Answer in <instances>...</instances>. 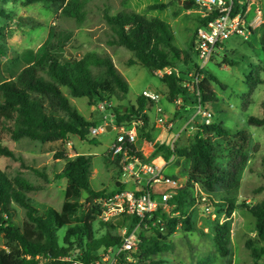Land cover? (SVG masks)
Masks as SVG:
<instances>
[{"label":"trees","instance_id":"16d2710c","mask_svg":"<svg viewBox=\"0 0 264 264\" xmlns=\"http://www.w3.org/2000/svg\"><path fill=\"white\" fill-rule=\"evenodd\" d=\"M196 0L184 1L188 9ZM238 1L234 0L236 11ZM45 3L62 10L65 17L79 23L85 20V0H30L29 4ZM170 4L157 3L151 10H165ZM111 30L110 45L124 47L132 52L134 59L130 66L141 65L151 74L172 67V58L184 63L193 64L194 43L191 49L180 50L174 45L175 34L167 22L157 17L137 12H122L110 15L104 13ZM212 17L211 19H213ZM38 28V25H32ZM261 44L264 46V23L261 31ZM195 64V63H194ZM253 68V67H252ZM201 73L203 105L217 102L214 85H223L208 70ZM161 81L168 88L170 103L180 95H186L182 86L183 80L176 74L165 75ZM250 90L263 83L254 71L248 76ZM67 88L75 98H87L91 105H99L113 99L123 102L129 94V83L116 68L109 56L88 53L82 58H66L63 55L44 52L40 60L24 68L15 80L0 85V130L10 135L14 141L29 139L43 144L68 140L69 136L85 139L94 123L88 122L74 108L65 96L62 88ZM149 101L140 96L131 108L113 109L119 125H131L135 120L143 122L140 129L141 138L152 140L150 118L146 114ZM264 109V103H263ZM250 125L264 127L263 117H250ZM150 128V130H149ZM147 131V132H146ZM253 137L245 131L230 132L221 124L201 125L190 145L182 148L161 146L167 162L174 158L189 162V175L186 186L178 190L169 201L173 206L174 216L162 212L156 214L161 218L164 230H153V236L147 237V231L140 233L141 245L138 253L130 262L126 255L120 256V264H156L149 263L151 257L168 250L169 238L180 227L185 232L195 231L192 209L197 200L194 198V187L198 184L207 195L209 208L218 213L227 212L230 216L237 208H243L256 220V232L261 247L249 245L254 264L264 260V199L257 204L242 203L237 205L233 191H238L241 176L250 162L249 150ZM0 155L17 159L15 153L4 148L0 142ZM94 156L77 155L69 159L57 178L68 181L61 211L38 202L28 196L29 192L38 189L23 179H10L0 170V264H71L67 259L92 264L100 259V251L108 248H120L122 238L106 234L95 237L94 224L98 214L93 207H83L84 194L92 199L112 195L115 192L94 191L91 185ZM223 189L227 195L214 201L213 195ZM262 191V189H260ZM13 204L26 212V221L19 226L13 221ZM239 206V207H238ZM217 209H216V208ZM227 210V211H226ZM101 222V221H100ZM103 223V222H102ZM126 221L112 228H122ZM75 225V229L72 227ZM68 227L63 245L58 242V231ZM134 229L129 225V231ZM213 235L220 252L229 254L230 227L213 223ZM76 241H71V238ZM79 251V252H78Z\"/></svg>","mask_w":264,"mask_h":264},{"label":"rangeland","instance_id":"374dc122","mask_svg":"<svg viewBox=\"0 0 264 264\" xmlns=\"http://www.w3.org/2000/svg\"><path fill=\"white\" fill-rule=\"evenodd\" d=\"M184 1L189 0H85V20L79 23L75 19L65 17L62 10L53 5L42 2L29 4L30 0H0V85L15 80L24 68L37 63L44 52H50L66 58H82L88 53L109 56L130 86L125 101L113 99L109 103L110 106L104 110H99L98 105H91L87 98L73 97L67 88H62L70 104L88 122L94 123L97 128L106 124H112L114 127L113 131H106L95 138H91L89 134L85 139L69 136L68 140L63 142L43 144L29 139L14 141L9 134L0 130L1 145L13 151L17 157L12 159L0 155V170L12 180L23 179L34 185L38 190L29 192V197L61 211L68 181L57 178V174L61 173L69 159L77 155L94 156L91 177L94 191L118 192L115 183L117 178L120 179L119 169L108 159L109 149L121 128L113 109L135 106L144 90L165 96L160 106L164 109L165 117L172 118L171 121L175 123L171 133L164 132L162 128L154 125L159 115L157 108L149 104L147 115L153 126L152 138L159 139L161 146L173 149L190 145L202 125L195 109L192 108L187 114L180 112L179 107L169 102L168 88L161 81L162 76L151 74L141 65L128 64L134 59V55L124 47L110 45L111 30L104 17L105 11H108L110 15L137 12L160 18L172 27L175 34L174 45L180 50H186L191 49L195 41L200 20L196 5L188 9ZM257 1V8L261 10L264 21V0ZM157 3L170 6L165 10H151L150 6ZM252 9L251 18L256 11L255 7ZM263 23L255 24L248 39L232 36L220 44L205 68L217 77L224 87L214 85L218 100L206 107L213 114L212 122L221 124L230 132L245 131L253 137L249 150L250 162L241 176L239 190L232 192L237 205L244 202L254 205L264 199V127H256L248 122L252 116L262 118L264 112V46L261 44ZM32 25H38V28H33ZM191 55L194 60L192 65L172 58V68L178 71L183 81L190 79L188 74L192 72L196 62L198 63L195 51L194 54L191 52ZM252 71L263 80L253 92L248 83V76ZM189 100L190 97H186L184 107L190 104ZM184 107H181L183 111ZM166 163L164 174L179 179V182L186 186L189 162L174 158ZM124 189L131 187L124 182ZM226 195L220 188L213 195V199L218 201ZM206 206V203L197 202L192 209L195 231L185 232L178 227L169 238L168 250L151 257L149 263L254 264L249 245H263L258 241L255 218L239 206L230 216L227 212H210ZM83 207L95 208L92 197H84ZM95 213L98 214L97 209ZM13 221L19 226L26 221L25 210L17 204H13ZM216 221H219L220 225L226 223L230 227L227 256L219 251L214 240L213 223ZM111 225H121V219L115 220ZM72 227L75 229V225ZM68 229L70 228L64 227L57 233L61 245ZM94 231L98 239L106 234L122 239L124 237L122 229L104 225L99 218L94 224ZM153 234V231H147V237H152ZM71 241H76V238L72 237ZM3 244L2 238L0 246ZM140 245L141 238L138 248L131 256L138 253ZM103 252L104 250H101L99 255ZM133 261L137 263V260ZM259 264H264V260Z\"/></svg>","mask_w":264,"mask_h":264},{"label":"built area","instance_id":"2783aa9c","mask_svg":"<svg viewBox=\"0 0 264 264\" xmlns=\"http://www.w3.org/2000/svg\"><path fill=\"white\" fill-rule=\"evenodd\" d=\"M195 2L200 20L194 41L198 63L196 62L192 72L188 74L190 79L182 82L186 95H180L174 101V106L179 107V111L182 110L181 107H184L186 97H190L188 107L195 109L196 115L202 120V125H210L213 123V114L203 105L201 83L204 75L201 71L212 60L220 44L232 36L248 39L252 35L255 24L260 25L264 21L261 10L257 8V0H239L237 11L234 0H196ZM252 7H255L256 11L251 18ZM212 17L214 18L211 19ZM171 74H176L180 78L178 71L172 67L156 73L162 77ZM141 96L157 108L159 118L155 125L162 128L164 132H170L174 123L171 121L172 118L165 117L164 109L160 106L165 96L149 90H144ZM107 106L110 104L103 102L97 108L104 110ZM186 108L187 106L184 110ZM142 126V121H133L129 126L121 125L109 149L108 159L119 169L120 179L117 178L115 183L119 190L112 195L92 199V202L101 222L113 223L117 219L126 221L125 225L120 228L124 231V237L120 248L104 250L100 259L92 264H120L119 258L123 254L126 255L128 261L133 262L131 253L138 248L140 233L165 229L162 219H156V214L162 212L168 216L175 215L172 212L174 207L170 206L169 201L184 186L179 179L164 174L163 170L167 166V161L160 150V141L159 139L151 141L142 139L140 133ZM110 127L111 130H109ZM113 130L112 124H106L101 128L93 126L89 129V136L95 138L106 131ZM119 180L124 181L125 185H129L131 189L125 190L124 182L121 183ZM193 193L197 202H207V195L200 185L195 184ZM206 209L214 212L208 205ZM129 225L134 226L131 232ZM67 260L71 264H86L72 258Z\"/></svg>","mask_w":264,"mask_h":264},{"label":"crops","instance_id":"0c3cea01","mask_svg":"<svg viewBox=\"0 0 264 264\" xmlns=\"http://www.w3.org/2000/svg\"><path fill=\"white\" fill-rule=\"evenodd\" d=\"M191 109H192V108H191L190 106H189V107L187 106V108H186L184 111H183V110H180V112H182V113L185 112V113L187 114V113H190ZM168 118H169V117H168ZM150 122H151V121H150ZM153 124L155 125V123H153ZM174 124H175V123H174ZM151 128H153V126H151ZM159 128H160V127H159ZM171 132H172V131H170L169 133H171ZM169 133H168V134H169Z\"/></svg>","mask_w":264,"mask_h":264},{"label":"water","instance_id":"95a60500","mask_svg":"<svg viewBox=\"0 0 264 264\" xmlns=\"http://www.w3.org/2000/svg\"><path fill=\"white\" fill-rule=\"evenodd\" d=\"M186 5H191L190 3H186ZM109 130H111V127L109 128ZM87 196V193L84 194V197Z\"/></svg>","mask_w":264,"mask_h":264}]
</instances>
